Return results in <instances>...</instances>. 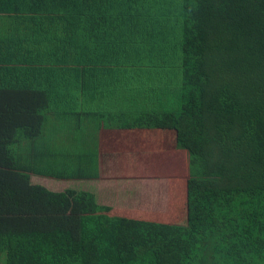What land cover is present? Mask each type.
Wrapping results in <instances>:
<instances>
[{"label":"trees","instance_id":"16d2710c","mask_svg":"<svg viewBox=\"0 0 264 264\" xmlns=\"http://www.w3.org/2000/svg\"><path fill=\"white\" fill-rule=\"evenodd\" d=\"M0 264H264V0H0Z\"/></svg>","mask_w":264,"mask_h":264},{"label":"rangeland","instance_id":"374dc122","mask_svg":"<svg viewBox=\"0 0 264 264\" xmlns=\"http://www.w3.org/2000/svg\"><path fill=\"white\" fill-rule=\"evenodd\" d=\"M35 182H38L40 184H43L45 186H47L48 188L52 189V190H63L65 187H67L66 184H63L61 182H55V181H49V179H43V178H37ZM66 185V186H65ZM83 186V184H80L78 186H76L77 188H81ZM162 199L164 200L165 195H161ZM161 199V198H159ZM161 204V202H160Z\"/></svg>","mask_w":264,"mask_h":264}]
</instances>
